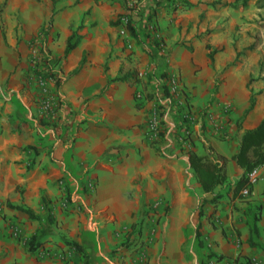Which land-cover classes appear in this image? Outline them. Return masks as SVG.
Here are the masks:
<instances>
[{
	"label": "crops",
	"instance_id": "1",
	"mask_svg": "<svg viewBox=\"0 0 264 264\" xmlns=\"http://www.w3.org/2000/svg\"><path fill=\"white\" fill-rule=\"evenodd\" d=\"M43 1L45 18L35 20L41 4L34 3L27 15L22 14L20 30L14 20L0 15V264H141L139 253L121 249L120 232L127 230L143 208L154 204L158 208L164 202L170 208V219L163 252L172 256L171 264H189L177 250L186 232L190 238L197 227L201 235L197 240L205 239L210 252L226 255L211 264H264V184L256 183L246 199L233 197L232 192L243 171L230 157L241 134L264 116V107H259L264 103V81H254L246 88L250 69L258 60V49L244 50L253 42L254 29V24L247 28L245 23L247 10L228 19V6L221 5L228 0H185L184 12L174 0H136L134 4L88 0L72 19L65 11L68 3L55 0L51 6L49 0ZM21 2L24 5V0ZM172 7L177 11L172 12ZM51 10L54 13L45 30L44 47L60 68V86H50L59 105L54 126H43L35 90L24 79L31 52L36 55L28 48L29 42L45 28ZM255 11L251 14L258 13ZM148 16L154 17L160 28L171 27L172 18L182 26L199 18L202 29L209 31L207 41H195L191 49L158 51L147 34L153 24L146 21ZM125 19L134 28L136 39L128 33L123 37L118 34L124 30L121 21ZM115 20L119 24L110 26ZM73 24L84 27L82 39L62 58ZM238 24L250 30L248 37L243 34L245 43L235 44L230 35L229 29ZM206 45L216 50L211 64ZM239 55L224 74V81L216 83L219 71ZM82 56L83 65L70 75ZM173 70L178 73L190 112L197 119L203 114L214 115L222 132H215L203 120V125L199 121L190 126L184 140L175 139L182 132L175 131L174 112L161 104L160 95V86ZM128 71L136 73V81H111L118 72ZM134 93L140 101H134ZM250 94L256 98L254 106L242 117ZM216 103H230L229 116H223ZM156 105L164 109L166 135L149 146L144 141L145 128ZM206 147L226 159L223 185L228 184V194H221L218 186L205 195L188 167L187 152L203 156ZM62 188L68 189L73 203L67 205L68 211L60 209ZM6 204L28 209L37 220ZM255 207L257 222L253 224L249 214ZM45 212L50 219L52 215L53 224L45 221ZM219 226L228 232V243L215 230ZM233 228L240 232L239 237L232 235ZM32 240L40 246L29 251ZM67 242L78 245L80 251Z\"/></svg>",
	"mask_w": 264,
	"mask_h": 264
},
{
	"label": "rangeland",
	"instance_id": "2",
	"mask_svg": "<svg viewBox=\"0 0 264 264\" xmlns=\"http://www.w3.org/2000/svg\"><path fill=\"white\" fill-rule=\"evenodd\" d=\"M59 1L66 2L69 4V7L65 11L72 14V16L70 15L72 19H74L73 17L75 16L74 12L78 10L79 7L88 4V0H59ZM93 1L94 3H97L98 0H93ZM126 1L129 4H134L136 0H126ZM159 2L160 1H157L158 4ZM174 2L179 4L178 7L180 8L181 11L184 12V9H186V1L185 0H174ZM34 3H38L39 5L41 4L39 11H37V13L35 14V20L44 19L46 16L47 9L45 5H42L44 4L43 0H38V1L24 0V5H21L22 4L21 0H0V15L3 16L5 19L7 17L9 18V20H12V21L14 20L16 24V28L18 26L20 30V20H21L22 14L24 13L25 15H27L30 12L29 6ZM228 4L234 5L233 8L228 7V19H235L236 17H238L240 11L243 9V10H247V14L245 15V18H247L246 19L247 21L245 22L247 24V28H252L251 26L254 24V29H252L253 32L251 34L252 40L254 42L255 37H258L260 39V43L256 48L258 49L257 50L258 60L256 62V65L253 66V69H250L251 73L249 74L247 79L250 80L249 84H251V86L254 81L257 82L258 80H261L263 82L264 81V39H263L264 28L261 27L260 24L261 22H263L264 24V0H245L244 2L243 0H228ZM172 9H173L172 12L177 11L176 7H172ZM255 10H257L258 13H255L256 15L251 14L252 12H256ZM133 11L137 12V9H133ZM87 14L88 12L84 13V15H87ZM242 17L243 16L241 15L239 20H241ZM152 19H154V21H152ZM125 21L127 23L126 19L124 21L123 20L121 21L122 26ZM146 21L151 22V24L153 23L149 27V29H147V34L151 37L150 39V41L152 42L151 46L154 49H157L158 51H161L162 49H164L165 52H168L169 49H173L176 47L191 49L192 44L195 41H202V40L207 41L206 36H208L209 34V31L207 29H202V26L200 24L201 20H199V18L196 23L188 22L187 25H183V26L180 25V22L177 20V18H172L170 20L171 21L170 23L172 26L168 27V24H167L166 26L162 28H160L157 25V21L154 17L148 16V19ZM74 28H75V25L74 24L71 25L70 31H72ZM3 29L4 28L1 26L2 32H3ZM229 30L231 32L233 31L232 33L230 32V35L233 38L232 40L233 42H235V44L238 42L245 43L244 40L242 41L243 34L245 35V37H248L250 34V30L243 29L240 24L233 25V27L230 28ZM221 55H224V53H222ZM240 56L241 55L236 56L232 64H226L221 69V71H219V73L215 77L216 83L219 84L224 81L225 79L224 74L226 73V71H228V69L231 66H233L235 62H237V58ZM172 72H175L178 76V73L175 70H173ZM133 74H134L133 77L136 78V73L133 72ZM262 91H264V85H263ZM50 92L53 93L51 90ZM138 95L139 94H137V96ZM160 95H161V91H160ZM140 98L141 97L138 96L137 99L140 100ZM254 100H256V98H254ZM263 104L264 103H260L259 105L260 109L264 107ZM159 106L162 107L161 105ZM167 107H169V109H172V111L174 112V108L171 106V104L167 105ZM156 108H157V105H156ZM158 113L161 114V118L157 116ZM154 115L156 116L157 121H158L157 125L160 126L159 129L164 131V136H165L166 135L165 134L166 127L164 123L165 113L162 110L158 111L156 109ZM174 116H175V113H174ZM160 119L163 121L164 126L160 125V121H159ZM39 124L41 123L39 122ZM41 125L49 126V125H44V124H41ZM144 135H145L144 141H146L149 146H152L157 141H159V139L157 138L155 140L149 139L150 136L146 131ZM178 135L180 136L181 139L178 140L177 136L175 139H177L178 141H181V140H184L183 138H186L188 134L182 132L181 134H178ZM35 160H36V154L34 155L32 163L29 165L30 167L34 166ZM29 166L26 167V169H28ZM89 187H87L88 192L91 191L92 185H90ZM229 191L230 189L228 187V184L220 187L221 194H228ZM84 192L86 191L84 190ZM60 199H62L63 201L62 203L63 206H60L61 207L60 209H62L63 211L65 210L68 211L67 205L73 204L70 201L71 196H70V193L68 192V189L66 190L65 188H62V191L60 193ZM147 206L144 205L143 207H147ZM151 206L147 208H143L141 212H139L137 215H134L135 219L132 224H134L135 227L133 228V230H131L129 226L127 230H122L120 232L121 233L120 247L121 249H124L127 252H130L133 254L139 253V257L141 258V264H148L149 259L152 260L151 264H171L172 256L165 255L163 252L165 227L167 226L169 219H170L169 218L170 208L166 202L159 204L160 207L158 206V208L155 207V204L153 208ZM6 207L12 208V206L8 204H6ZM48 211L49 210H46V212ZM46 212L43 213L46 215L45 221L48 220L50 224H53L54 219L52 215L50 219L49 215H47ZM257 213H258V210L256 207L250 210L249 218L252 222L254 219H255L254 222L255 221L257 222ZM215 230H217L219 236L222 239H224L226 243H228V232L221 226L216 227ZM137 231L139 232V235H136ZM196 234L199 237L201 236L198 231V227L194 229L193 232L190 234V238H188V232H186L185 241L178 247V250H177V255L179 254L180 258H183L185 262H188L189 264H200L201 262L203 264H211V263H214L215 261H220L221 259L225 258L226 255L222 256V255H217L216 253H213L215 256L207 259L208 253H212V252L208 250L209 247L206 246L205 239L203 241L200 240L201 246L198 245L199 240L196 239ZM232 235L234 237H239L240 232L233 228ZM36 242L37 241L32 240V242L30 243L31 245L29 246L31 247L34 246V249L39 247L40 245ZM147 250H149V257L147 256V252H148Z\"/></svg>",
	"mask_w": 264,
	"mask_h": 264
},
{
	"label": "trees",
	"instance_id": "3",
	"mask_svg": "<svg viewBox=\"0 0 264 264\" xmlns=\"http://www.w3.org/2000/svg\"><path fill=\"white\" fill-rule=\"evenodd\" d=\"M245 0H243L244 2ZM50 5L53 6L55 4V0H49ZM222 6H228L230 8H233V4H221ZM132 10V9H129ZM53 10L50 11V15L48 17V20L46 22L45 28H41L38 35L30 40L28 48L31 51H35L36 55H34L32 52V57L30 58L29 67L26 71L24 82L27 84L30 78L33 77H39L43 80H50L52 83V87H55L56 89L60 86V78L58 74L60 73V68L58 67L57 62H53L52 58L49 56V53L47 49L44 47V39L46 37L45 30L48 29L52 23V17H53ZM119 22H109L110 26H116ZM261 27L264 28L263 22L260 24ZM84 29V27L79 24L74 31L71 32L70 36L65 41V48L63 51L62 58H65L67 54L73 50L82 39L81 31ZM125 29L128 33V35L134 39H136V34L134 28L130 25L129 22L125 25ZM2 40L4 41V35L3 32H1ZM264 39V36H263ZM36 42L35 47H31L33 42ZM260 43V39L258 37H255L254 42L245 48L246 51L253 52L257 46ZM205 49L207 50L206 58L209 61V63H212V56L216 52V50L210 49L208 45L205 46ZM84 63V58L82 56L81 60L78 63V66L72 70L70 75H75L77 71L81 68V66ZM133 72H125L121 74V72H118V76L114 77L111 81H118V82H126L128 79L136 81L134 79ZM250 83V80H247L246 82V88L248 87ZM161 96L162 98L167 97L166 94V88L165 85L160 86ZM35 104L38 103L39 99L37 94H34ZM133 99L135 102L140 101L136 98V93L133 94ZM254 98L251 96L248 99V106L244 110L242 117L245 116L249 111L252 110L254 106ZM171 104V103H170ZM59 105V103H58ZM173 104H171L172 106ZM174 107V113H175V131H181L184 133H189L190 125L186 122V120L183 118V112L184 107L182 106H172ZM135 108L139 109L140 104L136 103ZM158 111L162 110L163 108L160 106H157L156 108ZM157 116L161 118V114L158 113ZM160 125L164 126L163 121L160 119ZM39 122L44 125H50V122L44 119H39ZM158 125V132H157V139H161L164 136V131L159 129ZM236 127L238 128V121L236 122ZM179 136L178 133L176 135ZM32 149V148H29ZM205 155L199 156L195 154L192 150L187 152V164L189 169L192 171L193 176L199 185L201 191L205 195H211L214 191V189L218 186H222L226 182V174H225V164L226 159H224L221 156L215 155L209 148H205ZM230 161L234 163V165L243 171V175L237 180V182L233 186V197H237L238 193L247 188L248 192H251V187L247 184L246 174L249 173L253 168L260 166L264 164V116L259 121V123L250 130L244 131L238 141V146L236 149V152L230 157ZM264 192V191H263ZM211 203H214V199L210 200ZM12 209H16L22 213H24L28 218L30 219H36V216H34L28 209L22 208L21 206H15L12 207ZM255 220V219H254ZM253 220V224H254ZM135 227L134 224L130 225V229L133 230ZM253 233H255V227L252 226ZM136 235H139V232H136ZM196 238H199V236L196 234ZM68 245H72L76 251H80L79 246L76 244L68 243ZM29 245H31L29 243ZM198 245L201 246L200 240L198 242ZM29 251H32V247H28ZM215 255L213 253H208V257L212 258ZM200 264H203L202 262Z\"/></svg>",
	"mask_w": 264,
	"mask_h": 264
},
{
	"label": "built area",
	"instance_id": "4",
	"mask_svg": "<svg viewBox=\"0 0 264 264\" xmlns=\"http://www.w3.org/2000/svg\"><path fill=\"white\" fill-rule=\"evenodd\" d=\"M124 21V20H123ZM126 21L123 23L124 30L120 31L118 34L120 36H125L127 31L125 29ZM128 47V45H127ZM28 86L35 90V94L38 96V103L37 106V114L39 119H44L53 124L56 120L57 110H58V100L56 99L55 95L50 92V86L52 83L50 80H43L39 77L30 78L28 81ZM166 94L167 97L162 98L161 96V104L162 105H169L170 103L173 104L172 106H182L184 107L183 118L189 123L190 126H194L199 121L200 124L203 125V122L206 120L209 123V127L214 130L215 132H222L220 126H217L215 123V116L209 114L205 116L202 115L201 119H197V115L195 113L190 112V107L188 105V101L185 98V94L183 92V88L180 84L179 78L175 72L170 71L167 75V81L165 84ZM138 98V96H136ZM215 107L220 111L223 116H229L231 112V104L230 103H216ZM174 108V107H173ZM204 120V121H203ZM158 121L156 116L147 122L146 124V132L149 134V139L155 140L157 138L158 132ZM180 140V136L177 137ZM247 184L249 187H253L256 183H263L264 184V164L253 168L249 173L246 174ZM248 189L245 188L238 193L240 199H246L249 196Z\"/></svg>",
	"mask_w": 264,
	"mask_h": 264
}]
</instances>
